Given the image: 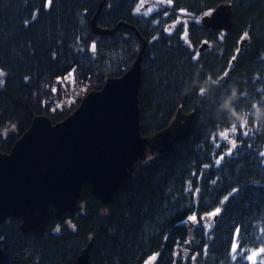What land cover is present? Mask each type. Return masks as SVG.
<instances>
[{"label": "trees", "instance_id": "16d2710c", "mask_svg": "<svg viewBox=\"0 0 264 264\" xmlns=\"http://www.w3.org/2000/svg\"><path fill=\"white\" fill-rule=\"evenodd\" d=\"M100 3L99 27L131 24L147 41L142 135L166 127L179 108L193 112L188 134L164 153L147 150L107 204L85 183L76 210L55 217L51 209L38 234L21 231L20 218L0 220V264H73L89 241L88 264H250L247 256L264 248V121L253 115L254 105L264 108V0H0V151L9 152L35 116L59 122L129 69L142 41L121 27L94 34ZM219 4L232 7L226 32L200 21ZM67 72L86 92L50 111ZM229 84L246 124L217 112ZM216 207L221 214L209 217Z\"/></svg>", "mask_w": 264, "mask_h": 264}, {"label": "water", "instance_id": "95a60500", "mask_svg": "<svg viewBox=\"0 0 264 264\" xmlns=\"http://www.w3.org/2000/svg\"><path fill=\"white\" fill-rule=\"evenodd\" d=\"M101 7L102 3L91 19L94 34L126 28L141 39L142 46L122 76L108 78L99 90L89 91L66 118L53 123L48 115H37L9 152L0 151V220L20 218L21 231L40 233L51 209L55 217L74 212L85 183L100 203H109L147 150L164 153L188 134L193 112L179 108L166 127L142 135L138 95L147 41L131 24L99 27ZM200 21L207 29L229 31L232 7L219 4ZM243 44L244 40L240 48ZM206 48L202 43L199 51ZM90 247L91 241L73 264H88ZM3 255L0 249V259Z\"/></svg>", "mask_w": 264, "mask_h": 264}, {"label": "clouds", "instance_id": "9594fccd", "mask_svg": "<svg viewBox=\"0 0 264 264\" xmlns=\"http://www.w3.org/2000/svg\"><path fill=\"white\" fill-rule=\"evenodd\" d=\"M208 92L207 82L203 86V91L199 92L200 97L205 96ZM239 100V91L234 84H229L227 86V95L223 101L217 106V112L220 114H227V116L233 120H239L242 124L247 123V118L243 115L242 111H237L236 103ZM253 115L255 120L260 122L264 121V108H260L254 105Z\"/></svg>", "mask_w": 264, "mask_h": 264}, {"label": "rangeland", "instance_id": "374dc122", "mask_svg": "<svg viewBox=\"0 0 264 264\" xmlns=\"http://www.w3.org/2000/svg\"><path fill=\"white\" fill-rule=\"evenodd\" d=\"M59 79L62 87V95L59 98L53 99L50 106V111L70 107L71 105L76 103V99L79 96L86 92L85 86L83 84L75 82L71 72H67L64 76L60 77ZM151 261L152 259H149V262Z\"/></svg>", "mask_w": 264, "mask_h": 264}, {"label": "snow or ice", "instance_id": "6c2138e0", "mask_svg": "<svg viewBox=\"0 0 264 264\" xmlns=\"http://www.w3.org/2000/svg\"><path fill=\"white\" fill-rule=\"evenodd\" d=\"M94 47H95V46L93 45V50H94ZM241 127H244V125H241ZM247 134H248L247 132L244 133V135H247ZM221 135H225V134L222 133ZM217 147H218V145H217ZM236 148H237V145H236V143H235V140H233L232 143H231V145L229 146V149H228L229 154H231L232 151H233L234 149H236ZM261 155H264V154H261ZM224 159H225L224 156H221L219 159H216V160L214 161L215 165H220V164H221V161H223ZM197 191H198V190H197ZM237 191H239V189H233V190H232L233 195H235V193H236ZM228 199H230L229 196H225V197H224V200H225V201H227ZM221 212H222V208H221V207H216L214 211H211V212L208 213V216H209V217H212V218H215V217H217L218 215H220ZM187 220H188V221H191V222H196V221H197V216H196V215L188 216V217H187ZM210 226H211V224H210ZM239 232H240V229H239V227H237V228H236V233L239 234ZM238 247H240V246L237 245L236 243H233V244H232V252H233V253L237 252ZM260 253H264V248H261V249L259 250V252H252L251 255H248V256H247V260L250 262V264H256L257 257L260 255ZM234 259H235V257H234ZM242 259H243V256H241V260H242Z\"/></svg>", "mask_w": 264, "mask_h": 264}]
</instances>
